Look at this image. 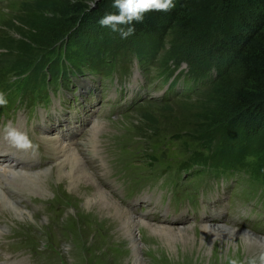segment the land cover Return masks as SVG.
I'll return each instance as SVG.
<instances>
[{
	"label": "rangeland",
	"instance_id": "obj_1",
	"mask_svg": "<svg viewBox=\"0 0 264 264\" xmlns=\"http://www.w3.org/2000/svg\"><path fill=\"white\" fill-rule=\"evenodd\" d=\"M32 1L0 0V43L7 42L5 40L8 37L19 38V31L27 27L24 22L37 24L34 15L42 12L34 13L35 3ZM97 1L99 0H95V5ZM110 1L113 2L107 0L108 3ZM215 3L206 15L201 12L203 19H199V26L202 30L210 24L220 27L214 29L212 34H198V28L182 36L176 32V28L171 29L164 38L163 46L156 50L155 58L145 66L146 73L145 60L135 53H130L127 59L129 65H125L132 74L130 73L131 77H125V83L120 80V75L110 76L92 71L87 63L81 69L73 57H70L69 62L71 66L73 63L76 71H73L66 60L65 67L66 70L69 67L70 72L65 70V78H51L48 84L44 83L42 86L47 92L46 101H37L39 91L28 89L23 93L25 98L18 100L20 102L16 110L14 107H8L15 105L14 101L6 103L8 106L0 105V108L4 109L0 111V123L2 115L4 120V124L0 125V135L9 127L12 128L9 131L24 132L30 142V147L25 148L26 153L29 158L37 156L25 169L34 172L47 168L55 170L57 156L48 138L59 135L61 130L66 140L81 139L78 151L88 159L93 149L89 138H82L88 127L85 128L90 122L92 124L94 119L104 122V126L99 124V129L95 130L94 139H99L100 147L103 148L101 158L89 160L90 165H95V173L99 179L96 180L97 185L94 182L89 185H77L78 191L71 193L67 188L68 182L55 181L51 171L50 174H40L43 184L47 182L44 186L47 189L45 193L36 192L37 195H34L21 187L13 191L11 200L27 206L28 208L20 207L32 217L22 220L20 214L14 212L15 208L11 207L0 210L1 264H124L125 261H133L135 257L131 242L125 236L121 223L114 218L117 214L107 216L105 212H98L97 206L87 210L84 204V194L91 196L96 191V186L108 190L112 199L116 198L135 219L141 218L143 221L172 228L191 225L186 234L176 232L174 236L167 237L168 240H165L164 236L163 239L169 246L160 238L154 240L149 234L140 232V240L147 242V248L141 254L145 259L144 264H264V251L261 255L258 251L253 257L245 260L244 257L234 255L224 248L215 247L213 250L211 244V249L206 250L204 243L200 242L202 236L207 238L206 241L215 237L214 233H203L201 225L221 224L228 228H231V225L258 237L259 235L248 229L249 227L264 235V198L260 199L256 195L257 189L264 191V187H259L261 182L252 177L250 184L253 192H246L233 178L248 166L241 164L234 166L231 171L228 169L226 179L222 180L213 178L211 172L195 175L192 168L184 170L174 163L177 158H183V153L187 151L183 142L189 138L188 135H194L189 134L192 129L202 125L205 110L210 107L215 109L214 106H217L216 112H220L219 105L224 102L226 96H219L217 91L221 89V85H215L223 76L231 82L236 68L230 49L213 51L212 44L209 45V41L200 42L199 36L204 40L208 35L209 40H214L223 36L225 31V40H228L233 34L242 32L245 29L244 24L249 23L257 12L254 6L242 0H217ZM90 8L92 10L95 7ZM43 17L48 18V21H41L39 28L34 30L35 36H40L39 40L42 42L48 41L60 27H64V32L56 37V40L60 37L68 39L78 33L89 37V43L95 37L104 42L108 37L117 36V32H113L109 27H101L88 13L81 14L78 20H72L71 17H62L61 14H53L47 9L44 10ZM75 27H79V31ZM147 35L149 34H140L141 37ZM185 40H188V45L191 44L193 50L186 53L197 55L199 51H204L207 55L206 52H211V60H219L218 63L224 68L211 85L196 84L197 88H193L192 79H183L181 86L185 91L174 92L168 98H161L158 95L164 92L167 86L161 80L164 76V63L170 64L174 61L173 55L179 45L186 47ZM33 49L32 53L39 50L37 46ZM20 57L18 51L0 46V70L2 66L16 62ZM77 57L81 60L83 54L78 53ZM64 59L66 58L61 54L60 61ZM59 69L58 73L61 72V65ZM4 74L7 76L0 79V93L4 94L7 101V90H10L11 95L19 84L18 78H13L9 72ZM155 74L157 78L154 77ZM8 76L11 77L9 80ZM155 81L156 86L153 84ZM224 90L226 94V88ZM140 94L147 96L128 108L117 106L125 102V97L132 98ZM121 95L122 99L119 98ZM12 110L14 116L8 115L12 119L4 117L5 113ZM232 118L235 123L233 134L237 137L233 145L238 142L247 143L243 140L247 137L243 136L244 126H249L251 131L255 132L253 141L257 142L256 147L263 145L260 139L264 138V116L261 113L253 114L241 110L232 114ZM69 125L70 130L67 127ZM74 130L76 131L73 132ZM178 135L180 137H177ZM97 141L94 145L98 144ZM194 141L197 140H187L186 145L196 148ZM0 142L12 145L18 148V151L23 150L9 136L4 135ZM70 144L74 145L72 140ZM75 145L78 146V142ZM11 149L17 155V149ZM178 175H181V179L177 178ZM2 187L7 189L4 184ZM6 202L10 206L9 201ZM128 208L140 216L133 214ZM110 210L111 208L107 212ZM217 219H220V222L205 223ZM258 254L260 258L256 260Z\"/></svg>",
	"mask_w": 264,
	"mask_h": 264
},
{
	"label": "trees",
	"instance_id": "obj_2",
	"mask_svg": "<svg viewBox=\"0 0 264 264\" xmlns=\"http://www.w3.org/2000/svg\"><path fill=\"white\" fill-rule=\"evenodd\" d=\"M216 1L173 0L175 7L171 11H149L144 14L142 22L133 21L129 26L135 27V34L127 39H122L117 32L116 37H108L104 42L101 38L95 37L89 43V37L81 36L79 33L68 39L60 37L56 40L55 38L64 32V27L56 29L53 36L47 39L48 41L42 42L39 40L40 36L38 38L35 36L34 30L38 29L42 22L48 21V18L43 17L44 10L49 9L53 14L71 17L72 20H78L81 14L88 13V16H93V20L99 21L107 13L118 14V10L112 7L114 0L109 3L107 0H99L92 10L89 6L92 0H33L36 8L34 13L42 12V14L34 15L37 24L30 25L24 22L23 24L27 27L19 31V38L8 37L5 40L7 42L0 43V46L5 49L16 50L21 54L16 62L1 67L0 79L6 75L3 73L12 70L16 72L15 75H19V79L27 73L22 78L24 79L23 88L40 89L49 77L65 74V63L63 60L60 61L62 51H67L68 56L65 57L68 59L73 57L74 61L77 55H74L72 50L77 54L82 53L83 64L87 63L90 69L102 71L105 74L126 61L124 57L130 50L146 61L153 60L156 50L163 46L164 38L171 29L176 28V32L182 36L198 28L200 29L198 34H212L214 29L220 27L217 24H210L202 30L199 26V19H203L202 13L206 15ZM242 1L254 6L257 10L251 21L244 24L245 29L242 32L233 34L228 40H225V31L223 36L216 37L214 40H209L208 35L204 40L199 36L200 42L209 41L208 44H212L213 51L221 52L230 49L236 68L231 76V82L223 76L222 80L215 85L217 87L221 85L217 94L226 96L224 102L219 105L220 112H216L217 106H214L215 109L210 107L205 110L202 125L189 133L195 136L188 135L190 139L197 140L193 142L196 148L186 145L187 140L190 142L189 138L185 140L183 144L185 148L187 147V151L183 153V158H177L176 162L179 163V167L192 168L196 173L201 172L200 167L230 170L234 166L244 164L255 175L264 178V138L260 139L263 145L256 147L257 142L253 141L255 132L251 131L249 126H244L243 136L247 137L243 140L247 143L238 142L233 145L237 137L233 134L235 123L232 114L244 110L253 114L258 112L264 116V0ZM70 25L71 23L66 27L69 28ZM140 34L149 35L141 37ZM185 42L186 47L180 44L174 53L173 62L179 63L183 60L187 62L188 80H195L205 86L209 83L211 85L219 77L224 66L218 63L219 60H211L210 57L213 55L211 52H206L207 55L204 51H199L197 55L186 53L193 50L191 44L188 45V40ZM35 46L39 50L32 53ZM78 64L82 69L83 64ZM60 65L61 72L58 73ZM164 65L168 67L167 63ZM224 88H226V94Z\"/></svg>",
	"mask_w": 264,
	"mask_h": 264
},
{
	"label": "bare ground",
	"instance_id": "obj_3",
	"mask_svg": "<svg viewBox=\"0 0 264 264\" xmlns=\"http://www.w3.org/2000/svg\"><path fill=\"white\" fill-rule=\"evenodd\" d=\"M98 120L99 119H94L92 121L93 122L92 124H90L91 123L90 122L89 125L86 126L85 129H87V127L88 129L82 137V138H89V144L93 149V153L91 154V156H89L88 159H86V157L80 151H78L79 143L81 141L80 138L79 139L73 138L66 140V138L62 136L63 130L59 131V135L55 134L48 138V140L51 141L54 152L57 156V161L55 162L56 165L54 167L55 168L54 171L48 168L40 172L26 170L25 167L30 166V164H28L27 157L20 158L13 155V151L10 150V146L4 145L3 142H0V210L4 211L6 210V207L15 208L14 212H18V214H20V216L22 217L21 218L22 220L26 219L27 217L31 218L32 216L29 213H25L22 207H20L25 205L16 204L13 200H11V195L13 194V191H16L18 187H21L22 189L34 195L36 194V192L45 193L47 189L44 188V186L45 184L47 185V182L45 181V183L43 184V177L40 175L42 173L50 174V172L52 171L54 173L53 179L55 181L60 182L62 180H65V182H68L67 188L68 191L71 193L74 191H78L79 188H77V185L80 186L82 184L89 185L90 182H94L97 185L96 180L98 179V176L95 173L96 170L95 165H90L89 160L95 157L101 158L100 154L101 152H103V148L100 147L101 143L99 139L98 141L96 140L98 144L97 145L95 144L96 146L94 145V143L96 142L94 140L96 135L95 130L99 129L98 126L99 124H102V126H104L103 125L104 122ZM67 127H69L70 130L71 128L70 125ZM75 131L76 130H74L73 132ZM5 135L8 136V132ZM71 140L72 143H74V145L70 144ZM77 142H78V146L75 145ZM19 152L21 156H25L24 150H21ZM9 182H12L13 184H10ZM3 184L5 187H7L6 190L3 189L2 187ZM96 188H97L96 191L93 194H91V196H89L88 194H84V204H86L87 210L90 207L94 208L97 206L98 209L97 211L100 213L105 212L107 216H113L114 213L117 214L114 216V218H116L121 223V228L123 229L125 236H127L129 241L131 242V248L133 250L132 252L134 253V257H135L133 261L130 262L125 261L124 264H144L145 259L142 257L141 254L147 248L146 245L147 242H142L140 240L138 236L140 232L149 234L151 238L154 237L153 238L154 240L160 238L161 240H163V242H165V240H168L167 237L174 236L176 232H183L186 234L189 232V229L191 228V225L172 228L155 223H150L148 221H143L141 218L135 219L133 218L134 216L131 213H128L129 211L127 212V210L120 204V202L116 200V198L115 200L118 203L112 199V195L109 193L108 190L106 191L104 187L103 189L99 186H96ZM6 200L9 201L10 206L7 204ZM25 207L28 208L27 206ZM110 208L111 210L107 212V210ZM128 214H130L132 217L129 216ZM220 219L211 222L206 221L205 223L211 224L213 222H220ZM243 226L246 227V225ZM230 227L231 228H228L221 224L201 225V231L203 233L205 232H208L210 234L214 233L215 237L206 241L207 238L205 239L202 236L200 242L204 243L206 250L211 248H213L214 250L215 247H219L222 249L224 248L227 251L229 250L234 255L237 256L240 255L241 257H244L245 260H248L251 257H253L254 254L257 253L258 251L259 254L264 251V238H262L264 237V235H260L254 232L249 227H248L249 230L262 237L261 238H259V236L256 237L244 229L234 228L231 225ZM3 230L6 231L5 229ZM123 231L120 232V234L123 233ZM164 236H166L165 240L163 239ZM166 243L167 241L165 242V245H167ZM210 244H211V248H210ZM259 254L256 256L255 258L256 260L260 258L261 254L260 255Z\"/></svg>",
	"mask_w": 264,
	"mask_h": 264
},
{
	"label": "clouds",
	"instance_id": "obj_4",
	"mask_svg": "<svg viewBox=\"0 0 264 264\" xmlns=\"http://www.w3.org/2000/svg\"><path fill=\"white\" fill-rule=\"evenodd\" d=\"M90 7H95V0H92ZM112 7L118 10V14L107 13L99 19L98 23L101 27H109L113 32H118L122 39H127L135 34V27L129 26L133 21L142 22L144 14L149 11L169 12L175 5L173 0H114ZM6 103L4 94L0 93V105H5ZM8 136L18 147H30V142L26 135L12 130L8 132Z\"/></svg>",
	"mask_w": 264,
	"mask_h": 264
}]
</instances>
